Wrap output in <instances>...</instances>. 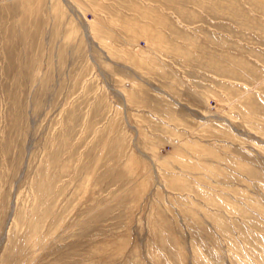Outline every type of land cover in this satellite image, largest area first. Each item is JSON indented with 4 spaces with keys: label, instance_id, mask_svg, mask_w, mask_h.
<instances>
[{
    "label": "rangeland",
    "instance_id": "1",
    "mask_svg": "<svg viewBox=\"0 0 264 264\" xmlns=\"http://www.w3.org/2000/svg\"><path fill=\"white\" fill-rule=\"evenodd\" d=\"M0 264H264V0H0Z\"/></svg>",
    "mask_w": 264,
    "mask_h": 264
}]
</instances>
